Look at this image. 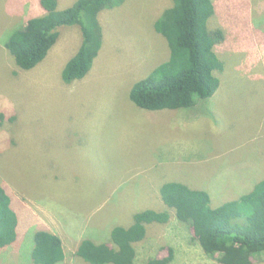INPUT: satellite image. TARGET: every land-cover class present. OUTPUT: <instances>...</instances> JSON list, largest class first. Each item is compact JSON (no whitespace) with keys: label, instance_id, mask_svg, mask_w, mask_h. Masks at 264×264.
<instances>
[{"label":"rangeland","instance_id":"rangeland-1","mask_svg":"<svg viewBox=\"0 0 264 264\" xmlns=\"http://www.w3.org/2000/svg\"><path fill=\"white\" fill-rule=\"evenodd\" d=\"M75 1L58 0V10ZM168 1L126 0L102 11V47L90 72L65 84L61 72L79 48V28L60 27L46 58L21 70L4 44L45 11L39 0H0V185L18 217L17 239L0 250V264H33L37 231L62 242L58 264H87L75 255L80 242L104 243L136 212L165 207L166 182L206 190L215 209L264 180V0H211L207 27L224 35L213 51L225 66L212 97L187 110H143L128 95L169 58L153 29ZM134 247V264L168 247L171 264H220L174 215L147 226Z\"/></svg>","mask_w":264,"mask_h":264},{"label":"trees","instance_id":"trees-1","mask_svg":"<svg viewBox=\"0 0 264 264\" xmlns=\"http://www.w3.org/2000/svg\"><path fill=\"white\" fill-rule=\"evenodd\" d=\"M126 0H76L70 7L58 10V0H39L45 11L28 20L24 28L8 36L5 49L15 65L30 71L40 64L59 38L60 27L77 26L81 42L77 52L61 72L63 83L80 81L90 72L102 47L99 14L122 5ZM171 7L154 22L153 29L167 43L169 58L146 78L136 82L129 101L148 111L184 110L196 106L217 91L218 73L224 63L213 51L224 40L222 31L211 33L208 20L215 9L211 0H169ZM2 116V115H1ZM165 207L136 212L131 226H116L109 240L80 242L75 255L87 264H134L135 244L146 238L147 226L167 225L174 215L181 224L189 225L203 252L208 257L219 254L220 264H251L255 256L264 257V180L253 189L213 209L206 190L172 181L159 189ZM18 217L11 208V198L0 185V250L17 239ZM33 264H58L65 260L60 239L47 231L33 235ZM171 247L146 264H171Z\"/></svg>","mask_w":264,"mask_h":264},{"label":"bare ground","instance_id":"bare-ground-1","mask_svg":"<svg viewBox=\"0 0 264 264\" xmlns=\"http://www.w3.org/2000/svg\"><path fill=\"white\" fill-rule=\"evenodd\" d=\"M169 2V1H168ZM244 102V101H243ZM184 250V249H183Z\"/></svg>","mask_w":264,"mask_h":264}]
</instances>
